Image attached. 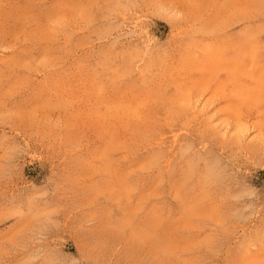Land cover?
Instances as JSON below:
<instances>
[{
  "label": "rangeland",
  "instance_id": "1",
  "mask_svg": "<svg viewBox=\"0 0 264 264\" xmlns=\"http://www.w3.org/2000/svg\"><path fill=\"white\" fill-rule=\"evenodd\" d=\"M264 264V0H0V264Z\"/></svg>",
  "mask_w": 264,
  "mask_h": 264
},
{
  "label": "snow or ice",
  "instance_id": "2",
  "mask_svg": "<svg viewBox=\"0 0 264 264\" xmlns=\"http://www.w3.org/2000/svg\"><path fill=\"white\" fill-rule=\"evenodd\" d=\"M51 264H58V262H56V261H53V262H51Z\"/></svg>",
  "mask_w": 264,
  "mask_h": 264
}]
</instances>
